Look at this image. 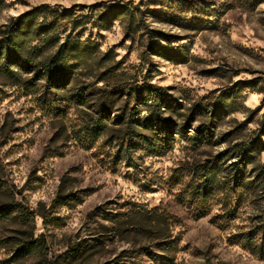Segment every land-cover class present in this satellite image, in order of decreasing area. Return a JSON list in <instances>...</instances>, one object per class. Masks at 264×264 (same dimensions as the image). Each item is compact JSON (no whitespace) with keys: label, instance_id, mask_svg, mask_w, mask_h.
Listing matches in <instances>:
<instances>
[{"label":"rangeland","instance_id":"rangeland-1","mask_svg":"<svg viewBox=\"0 0 264 264\" xmlns=\"http://www.w3.org/2000/svg\"><path fill=\"white\" fill-rule=\"evenodd\" d=\"M38 5L99 63L0 72V264H264V0H0V26Z\"/></svg>","mask_w":264,"mask_h":264},{"label":"trees","instance_id":"trees-1","mask_svg":"<svg viewBox=\"0 0 264 264\" xmlns=\"http://www.w3.org/2000/svg\"><path fill=\"white\" fill-rule=\"evenodd\" d=\"M47 11V5H38L17 16L12 24L0 26V72H5L11 78L19 80L21 70L27 73L34 71L35 81L44 80L51 87L65 88L73 81L74 72L80 65L88 62L99 63L97 51L93 46L73 39L71 34L58 45V37L49 34L51 25L48 24ZM73 15H66V17ZM69 20L72 24V32L83 24L80 19ZM104 20L103 22L109 20L108 15L104 17ZM52 48L55 50L52 51ZM137 94L143 104L149 108L150 106L156 107L151 110L146 119L147 128L152 126L158 133H171L172 124H169L168 119L164 117L166 109L161 107L167 102L163 89L154 85H145L137 90ZM90 96V92L84 91L79 93L77 100L85 104ZM113 102L114 97L109 95L106 101L100 104L106 118H109L113 110ZM211 110L208 109V112ZM100 126L102 129V125ZM211 131L208 129L204 132L211 135ZM254 151L252 143V145L241 148L236 154L241 157L242 161H248L254 158ZM261 228L262 243L259 249L264 252V225Z\"/></svg>","mask_w":264,"mask_h":264}]
</instances>
